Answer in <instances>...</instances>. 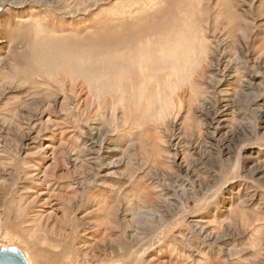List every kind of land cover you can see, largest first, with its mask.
Returning <instances> with one entry per match:
<instances>
[{"label":"rangeland","instance_id":"rangeland-1","mask_svg":"<svg viewBox=\"0 0 264 264\" xmlns=\"http://www.w3.org/2000/svg\"><path fill=\"white\" fill-rule=\"evenodd\" d=\"M8 247L264 264V0H0Z\"/></svg>","mask_w":264,"mask_h":264},{"label":"water","instance_id":"water-1","mask_svg":"<svg viewBox=\"0 0 264 264\" xmlns=\"http://www.w3.org/2000/svg\"><path fill=\"white\" fill-rule=\"evenodd\" d=\"M0 264H28L24 254L16 247L0 249Z\"/></svg>","mask_w":264,"mask_h":264},{"label":"bare ground","instance_id":"bare-ground-1","mask_svg":"<svg viewBox=\"0 0 264 264\" xmlns=\"http://www.w3.org/2000/svg\"><path fill=\"white\" fill-rule=\"evenodd\" d=\"M51 230V229H50Z\"/></svg>","mask_w":264,"mask_h":264}]
</instances>
